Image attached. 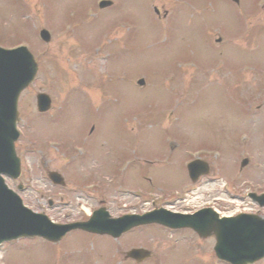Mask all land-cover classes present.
Wrapping results in <instances>:
<instances>
[{"label":"rangeland","instance_id":"374dc122","mask_svg":"<svg viewBox=\"0 0 264 264\" xmlns=\"http://www.w3.org/2000/svg\"><path fill=\"white\" fill-rule=\"evenodd\" d=\"M20 1L0 0V46H26L39 67L19 100L16 150L22 176L17 182L5 179L12 190L24 185L20 197L27 208L57 224L85 219V208L92 211L102 201L113 216L149 211L155 195L172 199L156 188L179 185L180 161L206 155L200 150L206 145L224 152V161L210 154V163L214 174L227 176L233 186L249 179L251 169L264 174L259 144L264 141V10L252 14L250 22L223 0H197L201 10L189 0L192 13L178 4L180 10L172 13L173 0H114L105 10H98L95 0ZM243 28L247 32L239 39ZM42 29L50 33L48 44L40 40ZM234 37L240 46L223 49L220 56ZM219 38L225 44L217 45ZM219 58L226 65L218 70ZM243 63L252 69L239 76L236 69L247 67ZM139 79L144 87L137 85ZM39 93L52 99L46 115L37 112ZM241 105L251 113L243 115ZM243 131L255 148L249 154L246 142L245 153L236 157V162L247 154L252 159L250 169L240 174L228 164ZM172 141L178 147L171 152ZM80 153L87 154L85 162ZM139 157H162V164L168 157L170 164L157 169L134 162ZM124 158L131 163L123 164ZM49 172L63 175L66 190L51 184ZM115 173L120 176L110 177ZM158 230L136 229L118 241L72 233L56 247L20 241L0 251V264H135L124 259L133 248L152 253L144 264H215L213 240Z\"/></svg>","mask_w":264,"mask_h":264},{"label":"water","instance_id":"95a60500","mask_svg":"<svg viewBox=\"0 0 264 264\" xmlns=\"http://www.w3.org/2000/svg\"><path fill=\"white\" fill-rule=\"evenodd\" d=\"M42 35L45 41H49L46 33ZM36 73L37 66L26 49L11 52L0 50V175L19 177V161L13 147V143L18 139V133L15 131L17 103L19 95L33 81ZM49 104L47 97L38 96L40 111H45ZM100 214L102 212L96 214L97 218L95 216L83 225L67 228L52 225V228L50 225L47 227L48 224L46 225L42 218L23 209L20 202L6 192L0 178V242L21 236L45 235L50 239L59 240L69 230L77 227L92 233L118 237L132 227L158 222L156 213L138 218H125L113 223L99 222ZM179 220L180 224H177V220L172 222L179 227L193 228L202 236L214 232L217 239V256L231 264H254L264 258V222L258 218L239 217L220 221L214 220L210 215H204L202 218L200 214ZM148 255L143 251H133L129 254L137 260L147 258Z\"/></svg>","mask_w":264,"mask_h":264},{"label":"flooded vegetation","instance_id":"af4514ba","mask_svg":"<svg viewBox=\"0 0 264 264\" xmlns=\"http://www.w3.org/2000/svg\"><path fill=\"white\" fill-rule=\"evenodd\" d=\"M249 167V165L247 166ZM246 167V168H247ZM244 171V169L242 171H240V173H242ZM212 178H215V176L213 175L212 176V171L210 173L209 176L207 177H203L199 180L198 184L200 183V186H201V189H203L205 192H211L210 195H209V200L210 201H215L216 202H213L212 203V207L211 208H220L222 210H224L225 212H229L230 210L229 209H226L225 208V205L222 204L221 201H223L225 198H228L230 199L231 201L233 200H236V199H239L240 197L238 196H234V195H231L230 193H227V194H224L215 184V181L212 179ZM247 182H250L249 185L252 184V181L248 180ZM255 186H258L256 185L254 182H253V187ZM261 186V185H259ZM244 187V184L241 186V190L243 189ZM212 188V189H211ZM214 189V190H213ZM262 189H264V185H262ZM206 194H204L205 196ZM52 205V203H51ZM162 207H165V206H162Z\"/></svg>","mask_w":264,"mask_h":264}]
</instances>
